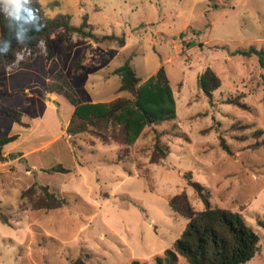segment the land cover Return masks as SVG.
Masks as SVG:
<instances>
[{"label": "rangeland", "instance_id": "obj_1", "mask_svg": "<svg viewBox=\"0 0 264 264\" xmlns=\"http://www.w3.org/2000/svg\"><path fill=\"white\" fill-rule=\"evenodd\" d=\"M39 3L49 17L65 16L76 27L86 20L95 35L123 37L125 44L95 43L60 28L51 36L55 57L48 65L39 54L11 72L0 70V138L18 135L0 151V264H70L86 254L92 264H154L187 223L171 211L169 199L185 191L196 210L204 209L186 172L210 191L213 207L241 213L260 238L259 252L246 264H264L258 223L264 219V148L254 149L253 138L237 140L243 131H231L235 124L252 126L248 133L264 131V68L255 56L231 55L250 46L264 49V0ZM130 56L142 80L163 67L174 93L176 120L155 127L169 132L161 140L170 153L160 165L149 164L152 130L137 141L131 160L119 164L118 145L68 137L73 107L48 91L61 70L83 103L128 97L118 92L120 78L112 72ZM207 67L221 80L212 105L197 85ZM233 100L245 108L226 103ZM8 111L21 113L23 125L6 117ZM219 134L234 155L219 147ZM55 165L71 172L45 171ZM35 183L66 205L52 211L21 207V193ZM179 264H185L182 258Z\"/></svg>", "mask_w": 264, "mask_h": 264}, {"label": "trees", "instance_id": "obj_2", "mask_svg": "<svg viewBox=\"0 0 264 264\" xmlns=\"http://www.w3.org/2000/svg\"><path fill=\"white\" fill-rule=\"evenodd\" d=\"M44 26L36 32L28 25L13 23L12 27L6 26V13L0 8V70L11 68L15 70L21 61H32L36 56L43 54L48 65L55 57L52 43V33L60 28L66 29L70 34H78L89 38L95 43L114 40L120 46H124L123 37L102 36L93 33V29L85 22L79 26H72L65 16L49 17L45 14L39 0H30L28 5ZM87 19V18H85ZM21 27L29 29L24 38L17 34ZM89 28V29H87ZM201 47L203 44H199ZM23 56L18 64L17 56ZM232 56L250 58L255 56L261 68H264V49L250 46L247 49L235 50ZM132 57H128L122 65L116 68L112 74L120 78L118 92H126L128 97H118L107 102L83 103L73 91L72 86L63 71H57L48 81L47 87L50 94L64 97L73 107L69 124L65 130L68 137L79 135L89 136L88 144L95 143L108 146L116 144L119 149L116 152V163H128L136 150L137 141L142 138L147 130L153 132V144L148 154L149 164L160 165L169 155L170 148L161 140L169 132H157L155 127L176 120V102L170 81L166 71L160 67L156 73L146 80H142L136 74L132 65ZM8 72V71H7ZM199 90L208 98L209 104H213V92L221 86V80L217 74L207 67L197 77ZM17 93H8L13 97ZM245 108L233 100L226 102ZM6 117L23 125V115L19 112L8 111ZM252 126L235 124L231 131L242 132L236 136L239 141L249 138L255 139L254 149L264 148V131ZM203 134L206 131L202 132ZM179 137V136H177ZM18 135L0 138L1 149L16 141ZM219 147L228 155H234L225 138L218 135ZM139 152H144V149ZM50 174H67L71 171L62 165H55L46 169ZM143 176H146L144 174ZM187 185L193 189L194 194L203 205V210H196L191 204L185 191L172 196L168 206L174 213L187 220L186 226L172 246L163 251L161 255L154 257V264H179L180 258L185 264H246L250 262L260 250L259 235L245 222L239 211L213 207L211 205V193L201 183L193 179L191 172L184 174ZM66 205V200L59 198L49 191L47 186L33 184L20 195V206L33 210H57ZM3 224H8L5 216L1 217ZM264 228V219L258 221ZM90 256L80 255L71 260L70 264H92ZM128 264H145L134 259Z\"/></svg>", "mask_w": 264, "mask_h": 264}, {"label": "clouds", "instance_id": "obj_3", "mask_svg": "<svg viewBox=\"0 0 264 264\" xmlns=\"http://www.w3.org/2000/svg\"><path fill=\"white\" fill-rule=\"evenodd\" d=\"M42 2V0H41ZM30 0H0V8H3L6 13V26L11 28L13 23H19L21 25H28L30 29L39 32L44 27L37 16L34 14L33 9L29 7ZM29 29L21 27L20 32L17 34L24 38L25 33ZM43 54H46V48ZM23 56L18 55L15 63H19L23 60ZM6 71L11 72V68H6Z\"/></svg>", "mask_w": 264, "mask_h": 264}, {"label": "crops", "instance_id": "obj_4", "mask_svg": "<svg viewBox=\"0 0 264 264\" xmlns=\"http://www.w3.org/2000/svg\"><path fill=\"white\" fill-rule=\"evenodd\" d=\"M94 102H98V101H93V102H91V103H94Z\"/></svg>", "mask_w": 264, "mask_h": 264}]
</instances>
